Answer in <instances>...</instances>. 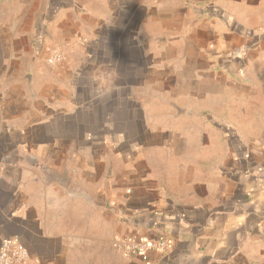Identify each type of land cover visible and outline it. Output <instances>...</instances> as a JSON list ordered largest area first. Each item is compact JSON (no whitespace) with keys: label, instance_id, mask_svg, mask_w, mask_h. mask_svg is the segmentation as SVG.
I'll use <instances>...</instances> for the list:
<instances>
[{"label":"crops","instance_id":"1","mask_svg":"<svg viewBox=\"0 0 264 264\" xmlns=\"http://www.w3.org/2000/svg\"><path fill=\"white\" fill-rule=\"evenodd\" d=\"M5 237L23 264H264V0H0Z\"/></svg>","mask_w":264,"mask_h":264},{"label":"built area","instance_id":"2","mask_svg":"<svg viewBox=\"0 0 264 264\" xmlns=\"http://www.w3.org/2000/svg\"><path fill=\"white\" fill-rule=\"evenodd\" d=\"M81 43V37L78 38ZM46 62L54 66L65 60L66 54L60 46L46 48ZM167 239L152 241L149 239L135 240L125 237L118 243V249L129 255H140L145 257L151 250H163L167 247ZM28 259L26 247L16 237H5L0 240V264H23Z\"/></svg>","mask_w":264,"mask_h":264},{"label":"rangeland","instance_id":"3","mask_svg":"<svg viewBox=\"0 0 264 264\" xmlns=\"http://www.w3.org/2000/svg\"><path fill=\"white\" fill-rule=\"evenodd\" d=\"M53 46H56V45H47L46 44V46H44V45H42L41 47H40V49H39V51H38V54H42L43 55V52H44V54L46 53V48H48V47H53ZM57 46H59V45H57ZM61 47V46H60ZM62 48V47H61ZM63 49V48H62ZM47 54V53H46ZM45 60H46V57H45ZM47 63V62H46ZM137 64V63H136ZM132 128V126H131V124L129 125V126H127L126 127V129H128V131H129V133H132V130H129V129H131Z\"/></svg>","mask_w":264,"mask_h":264}]
</instances>
